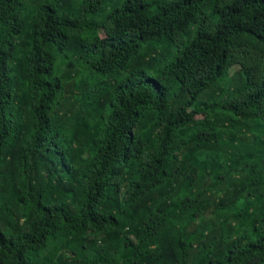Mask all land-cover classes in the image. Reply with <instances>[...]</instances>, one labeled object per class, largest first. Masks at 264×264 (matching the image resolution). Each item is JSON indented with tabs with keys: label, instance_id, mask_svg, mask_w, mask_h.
<instances>
[{
	"label": "trees",
	"instance_id": "16d2710c",
	"mask_svg": "<svg viewBox=\"0 0 264 264\" xmlns=\"http://www.w3.org/2000/svg\"><path fill=\"white\" fill-rule=\"evenodd\" d=\"M0 264H264V0H0Z\"/></svg>",
	"mask_w": 264,
	"mask_h": 264
}]
</instances>
